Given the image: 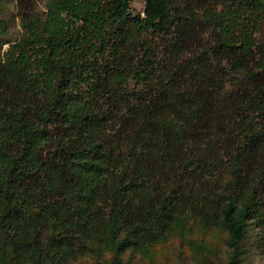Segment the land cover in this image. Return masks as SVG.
Listing matches in <instances>:
<instances>
[{
  "label": "trees",
  "instance_id": "obj_1",
  "mask_svg": "<svg viewBox=\"0 0 264 264\" xmlns=\"http://www.w3.org/2000/svg\"><path fill=\"white\" fill-rule=\"evenodd\" d=\"M131 1L45 0L0 70V264L151 244L187 213L222 219L235 264L264 230V0Z\"/></svg>",
  "mask_w": 264,
  "mask_h": 264
},
{
  "label": "rangeland",
  "instance_id": "obj_2",
  "mask_svg": "<svg viewBox=\"0 0 264 264\" xmlns=\"http://www.w3.org/2000/svg\"><path fill=\"white\" fill-rule=\"evenodd\" d=\"M144 1L132 0V12H141ZM45 16V0H0V70L13 61L12 46L23 39L29 26L42 23ZM184 57L188 59L189 55ZM228 78L227 74L223 81L227 88L230 87ZM2 90L0 78V93ZM11 101L16 104L19 99ZM47 237L48 231L39 230L38 239L46 241ZM120 238L102 231L83 242L87 246L84 255L68 259L64 264H110L113 258L120 264H226L232 253L222 219L203 221L193 213L184 214L179 222L169 226L161 240L154 243L136 246L124 242L120 245ZM240 248L241 255L235 264H264V230L254 223L249 224Z\"/></svg>",
  "mask_w": 264,
  "mask_h": 264
}]
</instances>
